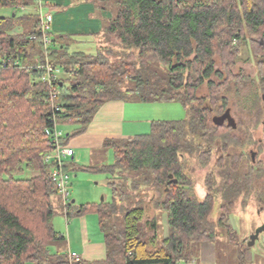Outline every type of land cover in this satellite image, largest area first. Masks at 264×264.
Listing matches in <instances>:
<instances>
[{
	"label": "trees",
	"instance_id": "obj_1",
	"mask_svg": "<svg viewBox=\"0 0 264 264\" xmlns=\"http://www.w3.org/2000/svg\"><path fill=\"white\" fill-rule=\"evenodd\" d=\"M39 4L0 0V7L9 9L0 16V264L40 262L48 244L64 238L52 224L51 199L58 191L51 163L44 160L53 147L45 129L53 128V120L76 124L60 138L64 143L86 129L103 103L124 100V93L179 102L187 114L151 121L147 133L106 139L103 147L113 149L114 163L81 168L110 175L111 200L74 211L96 213L106 246L101 264H192L190 245L214 243L217 226L234 240L228 223L232 208L238 201L248 205L264 171L241 149L253 143L245 122L237 121L234 130L215 124L213 117L230 108L221 92L230 83L236 91L245 84L242 71H233L241 52L237 42L248 39L264 81V0H112L113 16L101 35L116 48L107 54L72 50L65 36L49 30L51 43L45 47ZM46 59L62 71L51 85L42 81ZM124 81L133 84L122 88ZM202 86L207 93H199ZM250 101L256 126L261 107L254 95ZM189 157L203 169L210 166L202 199L185 171ZM26 171L28 176H20ZM217 197L215 222L210 214ZM150 207L166 215L168 236L161 240L156 218H148ZM144 226L153 229L148 241ZM240 255L243 259L245 251Z\"/></svg>",
	"mask_w": 264,
	"mask_h": 264
},
{
	"label": "rangeland",
	"instance_id": "obj_2",
	"mask_svg": "<svg viewBox=\"0 0 264 264\" xmlns=\"http://www.w3.org/2000/svg\"><path fill=\"white\" fill-rule=\"evenodd\" d=\"M9 14V9L0 7V16H6ZM100 45L97 46L95 42H89L84 45H81V50H84L87 53H100L106 52L107 49H114V40H108L104 36L101 35L99 37ZM237 42V41H236ZM238 48L240 49V56L236 60L235 67L233 68L234 72L242 71V74L246 77L245 84L240 87L239 91H236V87L232 83L229 84L231 87L229 90L221 92V96H223L225 103L232 109L233 116L237 121L245 122L248 124H254V114L253 110L250 111L251 106H253V102L250 101L251 96H255L256 101L259 102L260 107H262V99L261 95L264 93L263 86L264 81L261 79L262 76L258 73L259 68V57L255 56L252 53L250 44L248 39L243 40L242 42H237ZM79 48V46H77ZM76 48V49H77ZM218 63V61H217ZM218 67V65H217ZM132 82L124 81L122 84V88L125 86H131ZM199 93H207L206 86H202L199 89ZM252 94V95H251ZM124 101L126 103V122L125 127L130 125L133 127V131L136 134L147 133L149 131L150 122L154 120H180L186 117V109L179 102L175 101H156L149 102L141 100L136 94L124 93ZM249 109V110H247ZM253 118V120L251 119ZM264 120V113L262 110L259 112V121ZM259 123V124H260ZM252 126V128H256L254 131V136L257 139L259 135H261L260 125ZM244 126V125H243ZM58 127L64 131V134L70 131L71 127H76V124L71 125L68 123H60ZM73 136L67 138L70 139ZM252 144V143H251ZM244 145L241 149L248 155L247 150L250 148L249 145ZM264 148V142L262 143ZM253 148L255 147L254 143L251 145ZM239 150V149H238ZM241 150V151H242ZM260 158L264 159V150L260 146ZM238 152V151H236ZM215 154L217 151L214 152ZM78 159H80V164L98 166V165H110L115 161V156L113 149L101 148L99 150H95L92 153H88L87 151L77 152L76 154ZM215 156H211L210 158V166L212 165L213 158ZM91 160V162H89ZM210 166L203 169L200 167L199 163L195 160L194 157H189L188 160L185 161V171L190 175L191 182L194 188V192L198 199H202L206 194V188L204 185V177L206 172L210 169ZM70 174V184L68 185V202L72 203L71 213L75 211V209L81 204H95L101 201H110L112 198L111 189L108 185V177L109 174L96 171V170H84L78 167H70L68 170ZM29 173L23 172L20 176H28ZM264 190V189H263ZM261 192V191H260ZM259 192V193H260ZM260 195V194H259ZM264 196V194L262 195ZM103 198V200H102ZM52 207L55 211L52 224L54 229L57 232L65 233L66 226V217H65V207L61 204V197L58 193L52 196ZM221 203L220 197H217L210 214V217L213 221H217L219 215V205ZM264 202H259L256 205L253 204L252 199L248 202L246 207H242L240 202L238 201L235 206L232 208V211L229 215L228 223L232 227L234 232V240L231 239V234L226 230L225 227L217 226L216 228V236L214 239V252H213V261L207 262L206 264H240L242 262L248 264H264V230H262L253 243L250 241V236L253 232L264 224V207L261 208ZM60 211V212H59ZM85 215H88V218H91L93 225L97 227L98 220L97 215L94 212H87ZM90 216V217H89ZM163 216V218H161ZM156 218L157 222V239L161 240L162 230H166L165 223H167V219L165 214H159L158 211L154 210V208L150 207L148 210V218L151 220ZM75 219V216L69 217V223ZM161 220H163L164 225L161 224ZM145 230V238L148 241V238L153 235V229L150 226H144ZM96 231V230H95ZM99 232V231H98ZM100 234V233H97ZM54 245H51L50 250L53 251ZM147 248L149 250L153 249L152 244H148ZM199 250V244H192L189 247L191 260H195ZM244 250L245 253L250 251L253 255V260H247L246 255L244 258H241L240 251ZM196 262V260H195ZM200 263V261H198ZM197 262V264H199Z\"/></svg>",
	"mask_w": 264,
	"mask_h": 264
},
{
	"label": "crops",
	"instance_id": "obj_3",
	"mask_svg": "<svg viewBox=\"0 0 264 264\" xmlns=\"http://www.w3.org/2000/svg\"><path fill=\"white\" fill-rule=\"evenodd\" d=\"M39 2L43 12L52 16L49 31L55 36H65L64 40L70 43L72 50H81V45L90 41L97 43L98 47L102 46L99 37H101L103 27L113 16L112 0H39ZM125 122L126 103L124 100L103 103L83 132L64 141V145L73 150L72 155L63 157V163L68 170L70 167L81 169L84 166H92L90 163L88 165L80 164L81 161L76 156L77 152L78 154L82 151L92 153L103 148V142L106 139H120L136 135L130 123L125 127ZM58 129L64 135V131L59 127ZM71 208L65 209L67 220L65 233L59 232L64 238L50 242L47 246L48 255L35 264H101L105 259L106 246L98 225L95 227L91 223V218H88L85 213L82 215L71 213ZM71 216H75V219L70 224L69 217ZM160 222L164 225L163 220ZM164 226L166 230H162V238L168 236L167 223ZM51 245H54L53 251L50 250ZM214 248L215 244L212 242L200 244L195 257L196 263L195 260L193 263L212 262ZM70 252H75L79 256V262L70 257ZM245 255L247 260H253L250 251H247Z\"/></svg>",
	"mask_w": 264,
	"mask_h": 264
},
{
	"label": "built area",
	"instance_id": "obj_4",
	"mask_svg": "<svg viewBox=\"0 0 264 264\" xmlns=\"http://www.w3.org/2000/svg\"><path fill=\"white\" fill-rule=\"evenodd\" d=\"M37 13L40 22V29L43 34L41 42L45 47H48L51 43V38L45 34V32L49 30L50 23L52 22V16L43 12L41 4L37 7ZM31 38H35V35H32ZM41 67L44 69L42 81L48 82L49 85L54 83V81L62 75L61 69L50 64L47 59ZM55 87L56 86H53L50 91L51 99L56 96ZM53 123L54 125L52 129H45V133L51 137L53 147L45 154L44 160L51 163L49 173L50 178L61 197L63 205H65L68 202L67 188L70 184V174L68 170L64 169L63 157L72 155L73 150L64 145V143H60V138L63 136V132L58 129V125H56L55 120H53ZM70 257L75 259L76 262H79L80 258L75 252H70Z\"/></svg>",
	"mask_w": 264,
	"mask_h": 264
},
{
	"label": "flooded vegetation",
	"instance_id": "obj_5",
	"mask_svg": "<svg viewBox=\"0 0 264 264\" xmlns=\"http://www.w3.org/2000/svg\"><path fill=\"white\" fill-rule=\"evenodd\" d=\"M264 94V93H263ZM262 94V95H263ZM261 95V96H262ZM227 109H229V112H230V115L233 117V119H234V121H235V127L233 128L234 130L237 128V120L235 119V117L232 115L233 114V112H232V109L231 108H227ZM226 110V109H225ZM224 110V111H225ZM261 110H262V112L264 113V106H263V103H262V107H261ZM223 111V112H224ZM222 112V113H223ZM221 113V114H222ZM221 114H219V115H221ZM224 123H226V121H224ZM223 123V124H224ZM227 124V123H226ZM254 124H248V123H246V124H244V126H243V128L244 129H246V131H248L249 132V134H250V136H251V138H252V140H253V143H254V145H256L255 147H258V148H253V146H251V145H249V149L247 150V152H248V156H249V158H250V162H251V164H253L254 166L255 165H257V164H259L258 166H260L261 167V169L264 171V159H262V158H260V146L262 147V149L264 150V148H263V145H262V143L264 142V120H261V123L259 124L260 125V131H258V133H260L261 132V135H259V137L256 139L255 138V136H254V131L256 130V128L258 127L257 125H256V128H252V126H253ZM255 126V125H254ZM244 152V151H243ZM245 153V152H244ZM261 185V186H260ZM260 185H258L257 187H255V189H254V191H253V193H252V195H251V199H252V202H253V204H257V203H261V202H264V196H262L263 194H264V180H263V183L262 184H260ZM261 191V192H260ZM260 192V193H259ZM260 194V195H259ZM262 205V204H261ZM264 207V205H262L261 206V208H263Z\"/></svg>",
	"mask_w": 264,
	"mask_h": 264
},
{
	"label": "water",
	"instance_id": "obj_6",
	"mask_svg": "<svg viewBox=\"0 0 264 264\" xmlns=\"http://www.w3.org/2000/svg\"><path fill=\"white\" fill-rule=\"evenodd\" d=\"M61 84V83H59ZM262 102H263V106H264V94L261 96ZM213 121L215 124L217 125H221L224 123V121H226L227 125L231 126L232 128L235 127V121L233 119V117L230 115L229 109H226L221 115L218 116H214L213 117ZM103 200V198H102ZM72 203L74 202V200L71 201ZM264 230V224H262L260 227H258L253 234L250 236V241L251 243H253V241L258 238L260 232Z\"/></svg>",
	"mask_w": 264,
	"mask_h": 264
}]
</instances>
